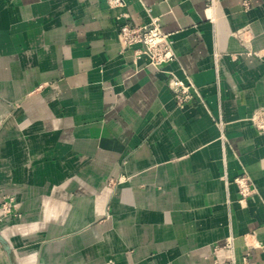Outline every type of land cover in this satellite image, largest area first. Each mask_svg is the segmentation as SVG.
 Returning a JSON list of instances; mask_svg holds the SVG:
<instances>
[{
    "label": "crops",
    "instance_id": "obj_1",
    "mask_svg": "<svg viewBox=\"0 0 264 264\" xmlns=\"http://www.w3.org/2000/svg\"><path fill=\"white\" fill-rule=\"evenodd\" d=\"M151 17L176 53L159 68L119 40L125 20ZM173 75L191 89L183 110ZM0 98V186L21 189L22 215L61 181L103 187L111 172L132 185L113 198L121 233H138L117 264H264V133L250 120L264 108V0H0Z\"/></svg>",
    "mask_w": 264,
    "mask_h": 264
},
{
    "label": "rangeland",
    "instance_id": "obj_2",
    "mask_svg": "<svg viewBox=\"0 0 264 264\" xmlns=\"http://www.w3.org/2000/svg\"><path fill=\"white\" fill-rule=\"evenodd\" d=\"M18 105L15 101V106ZM250 120L259 131L255 122ZM4 128V123H0V133ZM104 181L103 187L95 185L76 190H68L61 181L43 193V202L38 207L27 201L28 207L32 208L24 215L19 211V203L15 202V195L21 189L1 185L0 235L11 250L8 252L0 241V264H88L89 257L97 260L108 257L106 264H117L115 256L121 252L122 243L126 239L127 244H135L138 233L129 229L123 236L124 224L115 219L122 209L117 213L112 211L113 198L118 188L125 194L132 185H122L111 172ZM124 205L135 206V203ZM45 213L51 217L44 227H40ZM157 237L155 241L159 247L167 242L161 234ZM143 251H146L145 247H139L137 255H142ZM126 252L130 259L133 249ZM151 255L153 257L154 252ZM120 258L123 260L125 256Z\"/></svg>",
    "mask_w": 264,
    "mask_h": 264
},
{
    "label": "built area",
    "instance_id": "obj_3",
    "mask_svg": "<svg viewBox=\"0 0 264 264\" xmlns=\"http://www.w3.org/2000/svg\"><path fill=\"white\" fill-rule=\"evenodd\" d=\"M214 1L210 0V3L214 4ZM108 3L111 6H117L124 4V0H108ZM245 5H247V2H245ZM119 40L124 49H130L138 45L136 53H146L150 58V63L155 67L159 68L164 64L176 60L173 41L170 35L163 32L159 17H151L147 23L140 26L130 25L125 20L120 26ZM170 87L175 92L179 106L181 107L185 103L184 99H187L190 95V86L173 75ZM251 119L255 122L259 131L264 133V108L254 111ZM235 182L243 200L251 195L252 189L247 177L238 176L235 178Z\"/></svg>",
    "mask_w": 264,
    "mask_h": 264
},
{
    "label": "water",
    "instance_id": "obj_4",
    "mask_svg": "<svg viewBox=\"0 0 264 264\" xmlns=\"http://www.w3.org/2000/svg\"><path fill=\"white\" fill-rule=\"evenodd\" d=\"M0 241L4 244L5 249H6L8 252H10L11 247H10L8 244H6L4 238H3L1 235H0Z\"/></svg>",
    "mask_w": 264,
    "mask_h": 264
},
{
    "label": "bare ground",
    "instance_id": "obj_5",
    "mask_svg": "<svg viewBox=\"0 0 264 264\" xmlns=\"http://www.w3.org/2000/svg\"><path fill=\"white\" fill-rule=\"evenodd\" d=\"M34 51V50H33ZM32 57V56H31ZM27 59V58H26ZM23 61V60H22ZM186 104L182 105L181 108H185ZM206 225V224H205ZM197 250V249H196ZM193 251V250H192ZM186 258V257H185Z\"/></svg>",
    "mask_w": 264,
    "mask_h": 264
}]
</instances>
